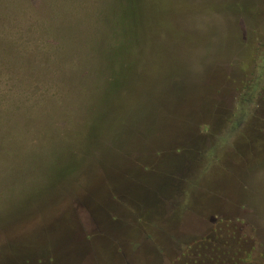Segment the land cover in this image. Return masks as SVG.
I'll list each match as a JSON object with an SVG mask.
<instances>
[{"label": "rangeland", "instance_id": "obj_1", "mask_svg": "<svg viewBox=\"0 0 264 264\" xmlns=\"http://www.w3.org/2000/svg\"><path fill=\"white\" fill-rule=\"evenodd\" d=\"M0 264H264V0H0Z\"/></svg>", "mask_w": 264, "mask_h": 264}]
</instances>
